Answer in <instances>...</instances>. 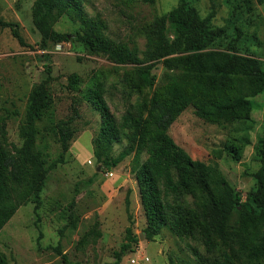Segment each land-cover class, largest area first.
<instances>
[{"label":"rangeland","instance_id":"rangeland-1","mask_svg":"<svg viewBox=\"0 0 264 264\" xmlns=\"http://www.w3.org/2000/svg\"><path fill=\"white\" fill-rule=\"evenodd\" d=\"M36 1L0 0V23L13 25L19 35L15 36L12 27L0 26V141L12 152L24 147L21 128L27 123L30 94L47 82L54 122L47 115L38 121L33 151L42 154L48 173L39 205L32 199L21 202L0 232V252L10 264H114L131 228L138 244L124 255L121 264H198L186 245L204 253L200 240H182L169 227L154 239L147 238L144 231L148 223L136 178L138 168L148 159L146 149L116 168L100 164L95 157L100 115L69 87L71 76L81 80L82 89L96 73L105 72V99L118 121L137 103L150 98L165 84L162 63L153 70L154 87L145 89L143 95L128 94L122 78L136 67L153 64L145 62V52L156 21L178 7L181 0H155L152 4L81 0L84 14L99 25L104 36L138 53L142 63L136 65H119L102 53L90 52L76 40L84 30L76 16L65 15L54 25L56 32L68 36V42H49L44 48L34 23ZM189 2L202 19H210L213 28L240 30L238 53L256 58L264 68V0ZM227 44L213 50L224 51ZM251 101L254 110L250 120L209 123L189 107L170 130L177 145L193 160L215 169L243 200L257 187L254 175L261 167L257 148L264 132V93ZM61 123L75 134L67 153L58 134ZM127 146L126 140L115 144L112 155L117 156ZM56 162V167L50 168ZM12 198L19 201L13 191Z\"/></svg>","mask_w":264,"mask_h":264},{"label":"trees","instance_id":"trees-1","mask_svg":"<svg viewBox=\"0 0 264 264\" xmlns=\"http://www.w3.org/2000/svg\"><path fill=\"white\" fill-rule=\"evenodd\" d=\"M33 14L44 48L49 42H68V36L56 32L54 25L65 15L76 16L84 27L76 40L90 52L102 53L119 65L142 63L134 49L115 44L103 35L99 25L84 14L81 0H37ZM0 26L12 27L19 37L13 25ZM151 35L145 62L153 64L126 72L122 82L129 89L128 94L143 95L145 89L154 87L153 70L157 63H162L165 84L150 98L137 103L120 121L105 99V72L96 73L82 89L79 78H69V87L78 91L101 118L95 157L100 164L116 168L146 149L148 159L138 168L136 178L148 223L144 233L149 240L169 227L182 240L193 238L202 242L204 253L186 245L198 264H264V132L257 148L261 162L254 175L257 187L244 200L215 169L193 160L170 133L189 107L209 123L250 120L254 110L251 99L264 93V68L256 58L238 53L240 30L213 28L210 19H202L189 0H181L178 7L159 17ZM223 42L228 43L224 51L213 50ZM52 108L53 98L47 82H43L29 97L27 123L21 128L24 147L12 152L0 141V232L16 215L21 202L32 199L39 205L48 169L42 154L35 153L33 148L38 121L47 115L54 122ZM58 134L63 152L67 153L74 131L61 123ZM124 140L128 146L117 156L112 155L113 146ZM12 191L19 201L13 200ZM134 244L138 240L129 228L127 242L114 264H121ZM0 264H10L1 252Z\"/></svg>","mask_w":264,"mask_h":264},{"label":"water","instance_id":"water-1","mask_svg":"<svg viewBox=\"0 0 264 264\" xmlns=\"http://www.w3.org/2000/svg\"><path fill=\"white\" fill-rule=\"evenodd\" d=\"M142 238V237H141Z\"/></svg>","mask_w":264,"mask_h":264}]
</instances>
